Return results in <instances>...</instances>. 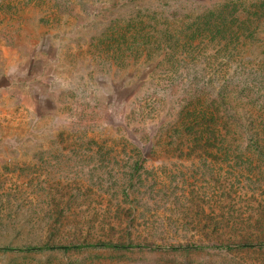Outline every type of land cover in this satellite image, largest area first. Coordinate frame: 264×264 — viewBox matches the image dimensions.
<instances>
[{
	"label": "rangeland",
	"instance_id": "rangeland-1",
	"mask_svg": "<svg viewBox=\"0 0 264 264\" xmlns=\"http://www.w3.org/2000/svg\"><path fill=\"white\" fill-rule=\"evenodd\" d=\"M226 1L262 0H0V247L208 246L0 264H264V157L194 145L190 126L194 106L264 73V29L245 55L194 46V18ZM236 243L254 246L212 247Z\"/></svg>",
	"mask_w": 264,
	"mask_h": 264
},
{
	"label": "trees",
	"instance_id": "trees-1",
	"mask_svg": "<svg viewBox=\"0 0 264 264\" xmlns=\"http://www.w3.org/2000/svg\"><path fill=\"white\" fill-rule=\"evenodd\" d=\"M194 46L206 44V42L220 41L230 45L238 51L239 55H245L246 50L239 49L243 44L251 42V46L257 41L261 42L260 31L264 29V0L259 4L253 3L246 7L239 2L226 1L215 5L209 11L194 18ZM226 50V47H224ZM235 50H226L230 55L235 54ZM224 51V50H218ZM242 59H245L242 57ZM259 78L264 82V73L256 69L249 68L239 96L233 87L226 89L224 93L215 94L212 104L208 103L207 108L194 106V123L191 124L194 132V145H203L214 148L216 145L222 146L224 154L238 155L244 150L245 155L255 158V154L250 150L258 151L257 155L264 157V100L260 95ZM232 85V84H231ZM258 95V97H257ZM221 109L225 110V115L221 114ZM182 124V128H185ZM187 128V127H186ZM190 135V132H186ZM141 143V141H139ZM208 154L209 151L205 150ZM204 152V153H205ZM205 155V154H203ZM264 246V243L261 244ZM254 246L253 243H236L229 245H212L213 248L223 250L246 249ZM89 248H110L139 249L151 251L174 250L182 252L201 251L206 248L203 243H190L179 246H162L156 244H132L126 245L98 242V243H77L69 245H31L28 247H0L1 250L8 251H43V250H63L80 251Z\"/></svg>",
	"mask_w": 264,
	"mask_h": 264
}]
</instances>
